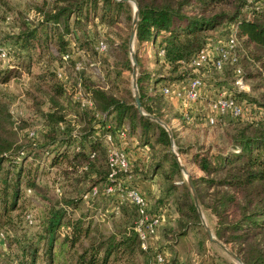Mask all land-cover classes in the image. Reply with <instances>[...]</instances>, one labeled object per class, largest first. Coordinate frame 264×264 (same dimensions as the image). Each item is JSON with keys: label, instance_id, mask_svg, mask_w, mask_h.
Instances as JSON below:
<instances>
[{"label": "trees", "instance_id": "1", "mask_svg": "<svg viewBox=\"0 0 264 264\" xmlns=\"http://www.w3.org/2000/svg\"><path fill=\"white\" fill-rule=\"evenodd\" d=\"M136 1L138 23L135 55L139 66L137 84L141 104L146 112L161 116L162 99L157 92L158 83L169 78L168 74L147 72L141 68L138 47L147 42H157L158 48L163 46L167 64L173 63L176 67L181 59L189 58L208 42L216 41L212 40L215 31L229 24L226 26L227 34L224 38L236 28V34L245 48L243 57L239 53L238 63L243 58L245 64L254 65L255 69L247 70L246 76L260 77L259 80L263 81L264 0ZM35 8L36 19H21L16 32L8 34L1 44L6 47L7 58L13 64H6L0 69V83H5L11 76L17 75L18 70L14 68L23 65L35 79L36 87L48 95L45 100L48 105L43 110L41 96L32 90L28 92L42 115L45 129L41 128L34 135L27 131L29 141L23 143L14 138V121L9 106L0 99V233L4 235L5 241V246L0 243V264H122L124 260L146 258L147 253L140 247L136 232L128 225L136 214L133 204L127 201L121 203L122 217L126 220L121 227L106 234L99 226L92 227V221L88 220L89 214L86 212L73 215V211L85 199L84 194L92 186L97 185L99 188L93 197L98 198L103 193L102 188L109 172L108 145L99 135L106 129L104 120L100 121L102 127L99 128L96 126L94 110L82 108L79 113L81 118L84 117L83 134L68 133L58 137L69 129L67 120L65 127L60 126L66 113L63 111L76 110L79 107V103L70 98L71 94L66 93L65 86V81L74 85L75 77L68 75L65 80L56 73L62 63L68 68H74L75 64L74 57L63 58L65 52L71 53L69 46L73 41L65 35L73 25L81 27L82 18L87 20L90 12L97 15L98 8L101 10V20L114 22L120 18L122 12L131 19L130 3L117 0H40ZM113 14L115 16L112 17ZM79 40V45L87 50L85 53H96L91 45L96 40L92 38L91 41L86 36ZM73 44L76 47L74 41ZM51 45L56 48L57 54H51ZM76 49L81 52L78 46ZM52 60L58 62L49 66ZM33 66H36L34 70ZM127 66L131 70L129 59ZM84 68L85 66L75 69L80 77L85 73ZM116 73V77H120L121 70H116ZM191 73L193 72H182L178 77L184 79ZM81 80L83 87L92 84L87 76ZM115 80H111L107 74L106 87H90L95 110L107 111V114L112 115L109 128L112 132L123 124H128L129 134L137 132L142 143H147L148 138L155 134L163 152L158 155L152 150L153 146L150 148L151 155L147 166L151 167L150 175L161 169L166 181V193L180 188L176 203L183 223L201 226L200 216L186 180L183 179L180 185L174 183L175 177L181 178L182 174L171 151L167 130L156 121L140 114L130 90L126 87L120 88L119 82ZM261 103L264 104V100ZM231 119L217 123L223 141L221 144L217 143L215 148L207 147L191 154L192 162L204 175H190L203 209L213 216L214 234L230 244L245 264H264V120ZM40 138L43 140L39 144ZM53 140L60 141L49 165L61 168V178L54 182L61 191L56 198L48 194L42 196L45 207L38 214L39 230L28 234L20 229L17 222L18 211L21 209L19 201L25 188H22V184L30 190L40 187L36 183L39 165H32L39 160L40 148H45L42 145H48ZM62 144L67 148L60 149ZM230 144L235 147L233 150L226 149ZM70 146L72 150L69 149ZM30 148H35L32 153ZM178 150L187 152V148L181 145H178ZM31 156L33 160L25 164ZM145 172L147 169L142 171L146 177ZM133 176L137 174L133 172ZM70 186L71 189L68 190ZM213 186L218 187L214 193L216 195L210 202L206 201L204 189Z\"/></svg>", "mask_w": 264, "mask_h": 264}, {"label": "rangeland", "instance_id": "2", "mask_svg": "<svg viewBox=\"0 0 264 264\" xmlns=\"http://www.w3.org/2000/svg\"><path fill=\"white\" fill-rule=\"evenodd\" d=\"M39 2L40 0H0V44L4 43L3 41L8 34L16 32L17 26L21 19H36L37 15L35 13V4ZM130 8L133 10L132 3H130ZM100 13V8H98L97 15L95 16L90 12L89 18L87 20L82 18L83 24L81 27L73 25L70 29V32L65 35L67 39H70V41L73 40L76 43V47L78 46L81 50V52H79L74 46L72 51V57H80L79 59H81L84 63L85 68L83 70L85 71V76L81 75V78L83 79L87 76L92 83L91 85H86L85 87L82 86L80 88V93L84 96L85 92H91L90 87H93V85L106 87V75L108 74L111 80L116 81L115 79H117L120 88L122 87L124 89V87H126L133 95L131 86L132 69L130 70L127 66L128 59L130 60L128 39L132 15L131 19H129L127 14L122 12L119 19L115 20L114 22H108L99 18ZM113 16H115V14H113L112 17ZM72 20L73 19H71V22ZM226 26H229V24H225L223 27L218 28L212 35V40L225 39L224 37L227 34ZM82 30H85L84 33H82ZM85 36L90 38L91 41L92 38L94 41L100 38L103 39L107 43L106 49L104 51H99L95 48L94 42L91 43V45L94 47L96 53H90V55L94 56H90L87 54L88 52L85 53L87 51L85 47L79 45V38L82 39ZM239 41V53L241 57L245 48L240 38ZM158 50L159 48L157 46V42L156 44L147 42L138 47L141 68L147 72L168 74L169 78L158 83L159 89L157 92L162 99L160 104V117L173 131L172 133L174 137L175 149L178 151L182 162L184 164L186 163L187 166H185L187 167L188 172L195 176L204 175V172L192 162L191 154L194 151H201L203 148H215L217 143L221 144L223 142L220 138L221 134L220 128L217 124L218 122L216 124H209L206 121L205 113H202V111H200V113H193L192 111L193 114L190 111L187 112L186 109L193 107L194 102H192L190 105L186 104L183 107L180 104V101L174 95L166 96L160 91V87L164 84L178 86V84H180V82L183 80V78H179L178 75L182 72H192V69L190 67L182 66L181 63L176 67L173 65V63H168L165 65L163 62L159 61L160 55L158 54ZM50 51L51 54H57V50L53 45L50 46ZM77 51L79 52L78 54ZM88 51L90 52V50ZM57 62V60H52L49 66H54ZM6 64H13L9 57L0 60V69ZM239 65L244 70L243 78L245 82V89L238 90L235 88L233 83L235 74L231 64L225 66L221 70L214 69L210 66L208 72L212 76H215V82L218 83V88L214 89L213 93L221 92L223 88L227 91L234 92L236 95H238L240 100L244 101L246 106L247 115L242 118V120H264V104L261 103V101L264 100V79L261 81L259 80L260 77H247V70L253 71L255 68L254 65L252 66L248 63L245 64L243 58H241V63H239ZM35 67L36 66H33V70ZM61 68L64 70L65 80L68 75H72V77L74 76L76 79L74 85H71L69 81H65L66 93L69 95L71 94L70 98L74 100L73 94H79L77 85V77L79 74L75 71V68L65 67V63H62ZM14 69L18 70V74L11 76L5 83H0V99L7 102L9 106V111L12 115V120L14 121V138L17 142L27 143V141H29L27 138V131L34 130L37 132L41 130V128H43V130L45 129V122L43 121L42 115L38 111V107L35 105L36 102L33 100L34 98H31L28 92L32 90L33 93L41 96L40 98L43 99L41 108L43 110L47 109L48 103L45 100L48 95L45 91L39 90L36 87L34 83L35 79L28 73L27 69L24 68L23 65H19ZM116 70H121L120 77H116ZM203 70L205 69L200 68L199 72L201 73ZM148 74L149 73H147V75ZM192 74L193 73L189 75ZM86 82H88V79ZM207 84L209 83H206V85ZM257 99H259V101H257ZM204 110L208 112L207 101ZM79 112V107H77L76 110L66 109L63 111V120L65 124L66 120L69 122V129L66 133L58 135V137L63 136L64 134L68 135V133L71 135L83 134L84 130L82 129V125L84 122V117L81 118ZM70 114H73L76 117L72 119L69 117ZM183 114H185V116ZM111 116L112 115L110 114L106 115L105 118L107 122H110ZM230 119L231 118L228 116L223 118L224 122H227ZM234 120L236 121L237 119ZM134 135L139 139L137 132H134ZM42 140L43 139L40 138L39 144L42 142ZM59 141L60 140H53L48 144L49 146L47 143L42 145V148H45L43 150L40 148L41 154L39 160L33 162L32 167H34L36 164L39 165V173L36 178V183L39 184L40 187L29 190L26 188L25 184H22V188H25L24 195L19 201L21 204V209L18 211L19 216L17 217V222L18 225L21 226L20 229L27 231L28 234H32L39 230L37 225L38 214L42 208L45 207L44 198L42 196L44 194H48V196L56 198V196L61 191L60 187L54 183L56 180L61 178V168L58 166L54 167L49 165L51 156L56 150V147L59 145ZM75 142H78V140ZM147 143L150 145V148L153 146V151L155 150L158 155H161L163 152L162 145L156 141L155 134L148 138ZM178 145H181L183 148H187V152H179ZM64 147H66L64 144L59 146L60 149H63ZM71 148L72 146L69 147V149ZM234 148L235 147H233L232 144L226 147L227 150H233ZM34 149L35 148H30V152L32 153ZM32 160L33 156L28 158L25 164H29V162ZM150 173L151 167L147 168V172H145L146 177H139L142 178L141 182L137 180L138 178L136 176H134L133 180L139 181V183L142 185L141 188H144L148 192L147 194L150 199V212L164 210L165 214L169 215V220L159 225L156 233L149 238L148 243L150 245L146 249H143L140 246L146 251V258L138 257V259H133L132 261L124 260L122 264H136L137 262L140 264H148V262L153 258L154 252L158 250L164 251L166 253V256L168 257L167 264H238L220 246L215 244L210 239L203 224L201 223V219V226L194 223H189L187 225L183 223V218L180 215V212L177 210L176 203L177 194L180 188L178 187V189L171 190L166 193V181L162 175V170H156L155 174L152 176ZM181 174V178H178L177 176L175 177L174 183L180 185L182 180H185L182 172ZM214 176L216 177L217 174L215 173ZM150 178H152L151 181L148 180ZM70 189L71 186L68 190ZM201 189H203V185H201ZM217 190L218 187L216 186L204 189L206 194L204 196L205 200L209 202L211 199L213 200L216 195H214V193ZM101 194L102 195H100L98 198L93 196L86 197L80 203V206L77 207L75 211H73V215L77 216L80 212H86L89 214L88 220L92 221V227L99 226L100 230L106 234L112 230H115L117 227H121L126 219L122 217L121 203L119 204L115 202L114 195L104 193ZM200 204L202 207L201 201ZM117 205L118 208L116 207ZM202 210L207 223L214 233L212 228L213 216L208 212V210H204L203 207ZM27 215L30 216L32 220L31 222H28L26 217ZM133 220L134 218L130 219L128 225L132 226ZM0 243L2 246H5V241L4 239H1V237ZM227 245L230 246V244ZM13 264L17 263L14 262Z\"/></svg>", "mask_w": 264, "mask_h": 264}, {"label": "built area", "instance_id": "3", "mask_svg": "<svg viewBox=\"0 0 264 264\" xmlns=\"http://www.w3.org/2000/svg\"><path fill=\"white\" fill-rule=\"evenodd\" d=\"M107 47L106 41L103 39H97L95 41V48L99 51H104ZM71 53L69 51L63 54L64 59L72 57V51L74 48L73 42L70 44ZM239 50L240 41L236 34V28L232 31L225 39H219L216 41H210L197 52L192 54L187 59H181L180 63L182 66L190 67L193 74L186 76L178 86H170L164 84L160 87V91L168 96L174 95L182 106L186 104H192L197 101L203 95V89L205 86L204 72H207L209 67L221 70L225 65H233V71L235 79L233 81L235 88L238 90L245 89V82L243 78L244 70L239 65ZM79 52L77 51V54ZM158 54L160 55V61L167 64L165 60V48L159 47ZM0 58H7V49L4 45L0 44ZM84 63L81 59L75 58L74 68L76 70L81 69ZM205 69L201 73L199 69ZM199 72V73H198ZM57 76L64 78V70L58 67L56 70ZM82 80L79 76L77 78L78 93L73 94L74 100L79 103V109L90 108L94 110V116L97 120L96 126H100V121L104 120L106 129L99 133V135L107 142V163L109 166V172L107 180L105 181L102 192L106 194H112L115 197L116 203H122L127 201L135 206L136 214L132 223V229L136 232L140 241V246L146 249L150 244L148 243L149 238L156 233L157 228L161 225L165 211L159 210L157 212H150V199L142 192L138 184L136 183L133 176L131 167V161L125 149L120 147L119 139L127 137L129 132L128 124H123L115 132H112L109 128L110 122L106 121L107 111L95 110L94 102L91 99V92H85L84 96L80 93L82 87ZM84 93V92H82ZM208 112L205 111L206 121L209 124H215L218 121L223 120L225 116L234 119H242L246 114V106L244 101L238 98L234 92L222 89L221 92L212 93L208 98ZM185 116V114H183ZM72 119L76 116L70 114ZM71 119V120H72ZM60 126L63 128L65 123L60 122ZM108 128V129H107ZM30 135H34L35 131L30 130ZM78 135V134H75ZM23 153V151H21ZM98 186H92L88 192L84 194L85 198L95 195L98 192ZM30 190V189H29ZM118 208V205L116 206ZM28 222H31L29 215L26 216ZM1 239L4 235L0 233ZM168 257L164 251H155L153 258L148 264H167Z\"/></svg>", "mask_w": 264, "mask_h": 264}, {"label": "water", "instance_id": "4", "mask_svg": "<svg viewBox=\"0 0 264 264\" xmlns=\"http://www.w3.org/2000/svg\"><path fill=\"white\" fill-rule=\"evenodd\" d=\"M117 1H123V2H129L132 3L133 5V10H132V19H131V28H130V33H129V39H128V44H129V54H130V60H131V86H132V92H133V97L135 100V104L137 109L139 110L140 114L144 115L145 117L156 121L160 125H162L168 132L169 139H170V147L171 151L174 154V157L176 161L178 162L179 168L181 172L184 175V178L186 180L187 186L190 189V192L192 194L193 202L194 205L197 208V211L199 213L201 223L203 224L206 232L208 233L210 239L220 246L234 261H236L238 264H245L242 258L237 254L236 251H234L230 246H228L225 242H223L221 239H219L212 231L211 227L207 223L204 213L200 204V200L198 198L197 191L195 189L193 180L191 178L190 173L187 170V167L185 164L182 162L180 159L178 151L175 149V144H174V137L171 128L168 126V124L160 117L152 113L146 112L141 104L140 100V95L138 91V84H137V78H138V62L136 59L135 51H134V40L136 37V28H137V23H138V4L136 0H117Z\"/></svg>", "mask_w": 264, "mask_h": 264}, {"label": "crops", "instance_id": "5", "mask_svg": "<svg viewBox=\"0 0 264 264\" xmlns=\"http://www.w3.org/2000/svg\"><path fill=\"white\" fill-rule=\"evenodd\" d=\"M203 75H204L203 77L205 81L203 95L201 96L200 99H198L196 102L193 103V107H191L190 109H186L187 112L190 111L192 113L193 111V113L194 112L200 113V111H202V113H205L204 108H205L207 98L214 92V89L218 88V85H217L218 83L215 82V79H216L215 76H212L211 74H209L208 71L204 72ZM206 83H209V84L206 85ZM119 145L120 147L125 149L126 153L128 154L129 159L131 161L132 171L137 174L136 176L138 178L137 180L141 182L142 178H139V177L143 176L142 171H146L149 160H150V155H151L150 146L147 143H142L134 134H128L127 137L120 138ZM152 178L148 180L151 181ZM139 181H136V183L138 184L142 192L148 196L147 194L148 192L144 188H141L142 185L139 183ZM168 216L169 215L164 214L162 223L169 220Z\"/></svg>", "mask_w": 264, "mask_h": 264}]
</instances>
